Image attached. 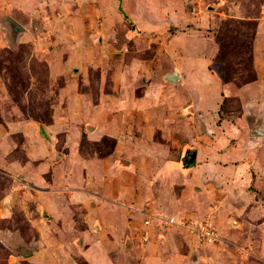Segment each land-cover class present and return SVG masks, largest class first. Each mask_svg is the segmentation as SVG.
Here are the masks:
<instances>
[{
  "label": "rangeland",
  "instance_id": "374dc122",
  "mask_svg": "<svg viewBox=\"0 0 264 264\" xmlns=\"http://www.w3.org/2000/svg\"><path fill=\"white\" fill-rule=\"evenodd\" d=\"M0 264H264V0H0Z\"/></svg>",
  "mask_w": 264,
  "mask_h": 264
},
{
  "label": "built area",
  "instance_id": "2783aa9c",
  "mask_svg": "<svg viewBox=\"0 0 264 264\" xmlns=\"http://www.w3.org/2000/svg\"><path fill=\"white\" fill-rule=\"evenodd\" d=\"M143 215L147 218L144 221V225L152 226L153 223H158L162 227H166V229L177 227L183 229V231L188 234L194 235L200 242L207 245H211L218 240V235L210 222L199 225L189 224L186 220H177L173 216L167 214H153L149 209H147L146 213Z\"/></svg>",
  "mask_w": 264,
  "mask_h": 264
},
{
  "label": "water",
  "instance_id": "95a60500",
  "mask_svg": "<svg viewBox=\"0 0 264 264\" xmlns=\"http://www.w3.org/2000/svg\"><path fill=\"white\" fill-rule=\"evenodd\" d=\"M8 23L12 26L13 30L16 32H22L23 28L16 23L14 20H12L11 18H7ZM176 73H172V74H168L165 76V80L169 81V82H176L175 76ZM40 134L44 135V131L42 129H40ZM196 157H197V153L196 152H192V153H186L185 157L182 159V164L185 165L186 167H194L195 162H196Z\"/></svg>",
  "mask_w": 264,
  "mask_h": 264
},
{
  "label": "crops",
  "instance_id": "0c3cea01",
  "mask_svg": "<svg viewBox=\"0 0 264 264\" xmlns=\"http://www.w3.org/2000/svg\"><path fill=\"white\" fill-rule=\"evenodd\" d=\"M176 77H175V79H176V82H174V84H177V83H179V80H180V76H179V74L178 73H176V75H175ZM201 82H204V80H200ZM169 82V81H168ZM172 83V82H171ZM205 89H207L206 88V86H202V91L203 90H205ZM189 96H191V97H193V94L191 93ZM167 167V166H166ZM182 169V168H181ZM166 173V172H165ZM180 173H181V171H180ZM158 189V187H156L155 186V184L154 185H152V186H150V190L151 191H155V190H157ZM235 225H236V223H235ZM153 226H154V224H153Z\"/></svg>",
  "mask_w": 264,
  "mask_h": 264
},
{
  "label": "trees",
  "instance_id": "16d2710c",
  "mask_svg": "<svg viewBox=\"0 0 264 264\" xmlns=\"http://www.w3.org/2000/svg\"><path fill=\"white\" fill-rule=\"evenodd\" d=\"M126 19H127V17H125ZM133 28H134V30L136 29V27L133 25ZM137 33H139V31H136ZM20 253H22V254H28L29 252H25V251H23V250H21L20 251Z\"/></svg>",
  "mask_w": 264,
  "mask_h": 264
}]
</instances>
